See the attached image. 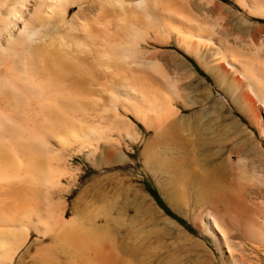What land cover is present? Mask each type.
Instances as JSON below:
<instances>
[{
  "label": "bare ground",
  "instance_id": "obj_1",
  "mask_svg": "<svg viewBox=\"0 0 264 264\" xmlns=\"http://www.w3.org/2000/svg\"><path fill=\"white\" fill-rule=\"evenodd\" d=\"M247 144L264 157V0H0V264H113L139 165L195 194L224 264H264Z\"/></svg>",
  "mask_w": 264,
  "mask_h": 264
},
{
  "label": "rangeland",
  "instance_id": "obj_2",
  "mask_svg": "<svg viewBox=\"0 0 264 264\" xmlns=\"http://www.w3.org/2000/svg\"><path fill=\"white\" fill-rule=\"evenodd\" d=\"M227 4L233 5L230 1ZM207 80L214 91V96H220L212 80L208 77ZM233 113L244 124L247 123L240 113L237 111ZM247 145L257 164L264 166L263 155L254 151L251 144ZM136 173L140 175V181L131 182L128 187L127 226L125 225L129 234L128 250L124 252L119 247L120 238L124 232V227L120 224V226L115 227L117 228L116 232L114 230L113 246L115 245L114 248L118 250L116 249L117 259L115 258L113 264L115 262L116 264H224L214 238L204 231L203 223L198 218L200 208L195 194L187 191L184 198L180 199L178 197L176 199L175 194H172V186L163 183L164 177L161 173L153 174L143 171L142 165L138 166ZM261 219L263 220V218ZM234 239L244 246L242 247L244 252L240 249L236 252L241 255L243 253L248 258L251 257V239L245 234ZM105 249L106 246L104 249L102 248L103 253H101L103 256H105ZM59 258H62V260ZM64 258L69 260H64ZM88 258L92 264L96 260L92 256ZM57 259L59 261L57 260V263L55 261L54 264H84L87 261L81 259L82 262L80 263L65 255L63 257L62 254L59 257L57 256ZM32 261H29V263L42 264L39 263V260ZM97 261H95V264ZM103 261L99 260L98 263L100 264ZM51 264L53 263L51 262ZM103 264H105V261Z\"/></svg>",
  "mask_w": 264,
  "mask_h": 264
}]
</instances>
